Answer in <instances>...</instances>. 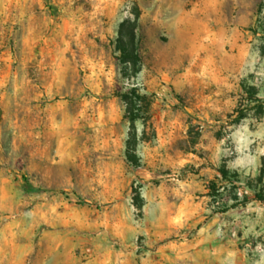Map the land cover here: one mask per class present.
<instances>
[{
  "label": "rangeland",
  "instance_id": "374dc122",
  "mask_svg": "<svg viewBox=\"0 0 264 264\" xmlns=\"http://www.w3.org/2000/svg\"><path fill=\"white\" fill-rule=\"evenodd\" d=\"M243 83L264 102V0H0V264H264ZM222 166L251 202L215 213Z\"/></svg>",
  "mask_w": 264,
  "mask_h": 264
},
{
  "label": "trees",
  "instance_id": "16d2710c",
  "mask_svg": "<svg viewBox=\"0 0 264 264\" xmlns=\"http://www.w3.org/2000/svg\"><path fill=\"white\" fill-rule=\"evenodd\" d=\"M121 42L123 43L124 41L121 40ZM123 57V63H127L128 61L125 58L126 50H124ZM132 59L138 60V55L133 54ZM134 65L137 64L134 62ZM243 89L247 95V105L255 104L257 108L263 111L264 102L262 99L258 98V90L246 83H243ZM121 98L127 106V113L132 128L135 129L136 122L144 118L140 114L141 109L139 106L147 102V97L140 94L138 90L134 88L129 93L121 94ZM245 116L246 114L241 112L237 122L245 118ZM218 171L220 173V178H217V181H213L209 185V196L215 206V213H227L232 209L248 205L251 200L248 194L242 191L243 180L240 173L235 170H230L226 166L220 167ZM23 189L28 193H38L43 191L40 188L34 187L26 177L23 178ZM255 197L261 202L264 201V194L262 192L255 191Z\"/></svg>",
  "mask_w": 264,
  "mask_h": 264
}]
</instances>
